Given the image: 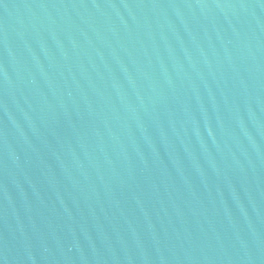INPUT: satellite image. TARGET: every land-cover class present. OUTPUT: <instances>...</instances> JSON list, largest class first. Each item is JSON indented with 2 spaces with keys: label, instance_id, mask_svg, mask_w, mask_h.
<instances>
[{
  "label": "water",
  "instance_id": "obj_1",
  "mask_svg": "<svg viewBox=\"0 0 264 264\" xmlns=\"http://www.w3.org/2000/svg\"><path fill=\"white\" fill-rule=\"evenodd\" d=\"M0 264H264V0H0Z\"/></svg>",
  "mask_w": 264,
  "mask_h": 264
}]
</instances>
